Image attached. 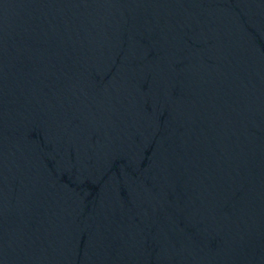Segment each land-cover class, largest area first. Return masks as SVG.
Returning <instances> with one entry per match:
<instances>
[{
    "label": "water",
    "instance_id": "95a60500",
    "mask_svg": "<svg viewBox=\"0 0 264 264\" xmlns=\"http://www.w3.org/2000/svg\"><path fill=\"white\" fill-rule=\"evenodd\" d=\"M0 264H264V0H0Z\"/></svg>",
    "mask_w": 264,
    "mask_h": 264
}]
</instances>
